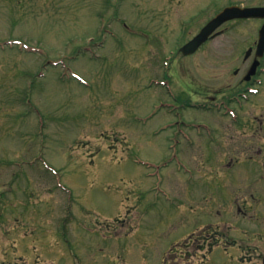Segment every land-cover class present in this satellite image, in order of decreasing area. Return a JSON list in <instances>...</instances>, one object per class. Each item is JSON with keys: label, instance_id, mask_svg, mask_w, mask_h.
<instances>
[{"label": "rangeland", "instance_id": "374dc122", "mask_svg": "<svg viewBox=\"0 0 264 264\" xmlns=\"http://www.w3.org/2000/svg\"><path fill=\"white\" fill-rule=\"evenodd\" d=\"M228 2L0 0V264H173L180 249H171L194 229L200 235L240 224L231 215H202L193 199L217 191L208 173L222 170L232 140L255 133L264 84L254 81L261 92L232 104L243 108L240 124L216 108L184 106L227 101L244 90L246 73L235 72L258 37L257 23H231L191 57L175 50L198 30L196 12L203 17L211 4L212 15ZM236 3L255 7L258 0ZM179 22L191 30H179ZM13 39L30 48L5 44ZM96 42L103 47L90 58L84 51ZM174 50L170 80L163 60ZM61 59L65 69L51 65ZM181 116L213 128L215 137L191 125L179 128L189 135L178 136L181 145L171 129L154 134ZM181 158L198 169L195 181L178 172ZM232 202L213 212L233 210ZM260 224L248 218L242 226L253 233L242 250L222 243L188 264H242V254L246 263L262 264Z\"/></svg>", "mask_w": 264, "mask_h": 264}, {"label": "flooded vegetation", "instance_id": "af4514ba", "mask_svg": "<svg viewBox=\"0 0 264 264\" xmlns=\"http://www.w3.org/2000/svg\"><path fill=\"white\" fill-rule=\"evenodd\" d=\"M236 1L238 0H230L226 5H236ZM256 6L264 8V0H258ZM206 8L207 14L210 15L212 5L209 4ZM210 16L202 22L203 24L201 27L205 26L209 20L213 18H210ZM254 20L257 21L259 37L260 30L264 26V16ZM199 25L200 24L197 23V26ZM190 39H188L187 42ZM214 39L215 38L211 40ZM257 47L258 41L254 40V42L248 46L244 58L240 61L239 66L241 68L238 66V71L236 70L237 72H235V74L238 75L241 70H244V73H246L244 76L246 86L253 85L254 79L264 75V54L259 56ZM254 65L256 66L254 67ZM251 72L254 73L250 80H247V75ZM252 122V125L256 126L254 129L255 133L244 134L242 138L232 140L230 146L235 148L227 150L226 158L229 159L223 162V166L221 167L222 170L218 173L213 169L210 171L212 182L219 184L217 191H212L208 196H204V200L199 198L194 199L197 203L203 204V206L199 208L202 215L213 213L218 216L220 220H224L231 215L235 218L239 217L240 224H228L224 222V231L213 230L207 232L204 228L211 224L206 223L202 228L204 231H201L200 235L193 230L192 234H189L181 244L183 254L188 253L187 256L189 257H184L188 261H193L199 253L213 251L214 248L220 246L222 243L227 246L233 245L242 250L244 245L248 244L247 240H252L253 235L247 227H242L246 225L247 219L255 220L260 222V225H264V217L260 214V208L264 206V117L260 118L256 116ZM208 157L211 158L212 162L216 163V158L213 155H209ZM252 164H254L255 167H253ZM196 171L198 172V169H196ZM228 198L233 200V210L232 207L231 209L225 210L216 208L215 212H213L214 206L218 203H223L228 200ZM259 232V234H263V229H260ZM233 234H238L240 237L234 238ZM194 250H196L194 253H198H192ZM257 251V248H255V252ZM246 260V257H242V264H245Z\"/></svg>", "mask_w": 264, "mask_h": 264}, {"label": "water", "instance_id": "95a60500", "mask_svg": "<svg viewBox=\"0 0 264 264\" xmlns=\"http://www.w3.org/2000/svg\"><path fill=\"white\" fill-rule=\"evenodd\" d=\"M257 12L258 9L256 8H251V9H242L239 7L226 8L216 18H214L195 39H193L189 44L184 46L183 48L184 54L189 55L195 53L197 49L211 36V34L224 22L235 18L255 17L257 15ZM263 31L261 34V39L259 44V48L262 49H264Z\"/></svg>", "mask_w": 264, "mask_h": 264}]
</instances>
